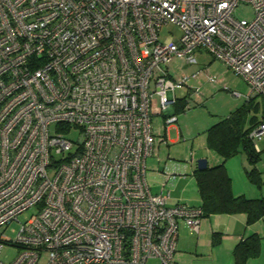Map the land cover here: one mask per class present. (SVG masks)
I'll return each instance as SVG.
<instances>
[{
  "label": "built area",
  "instance_id": "obj_1",
  "mask_svg": "<svg viewBox=\"0 0 264 264\" xmlns=\"http://www.w3.org/2000/svg\"><path fill=\"white\" fill-rule=\"evenodd\" d=\"M243 2L251 20L234 17ZM171 22L179 35L160 41ZM197 50L264 99V0H0V229L35 209L0 234V252L18 248L0 264H177L178 227L197 233L203 211L152 192L146 160L174 90L217 82L206 66L174 73Z\"/></svg>",
  "mask_w": 264,
  "mask_h": 264
},
{
  "label": "rangeland",
  "instance_id": "obj_2",
  "mask_svg": "<svg viewBox=\"0 0 264 264\" xmlns=\"http://www.w3.org/2000/svg\"><path fill=\"white\" fill-rule=\"evenodd\" d=\"M233 14L236 18L247 20H251L254 16L251 5L244 2L236 6ZM179 31V28L175 24H172V22L168 23L166 25H163L160 29V32H158L159 39L162 42L173 40L176 36L179 35ZM195 54L196 55L194 56H196L197 59V63L195 64H187L184 63L183 60H174L172 63L174 73H190L195 70L202 69L205 66L210 67L211 64H214L212 68L216 70L217 63L220 64L219 70L223 69V67H221L223 66L221 65L222 62L214 59L207 52L197 50ZM210 70L213 73H217L212 69ZM231 74L229 73L226 78L228 85L227 87H222L221 85H212L211 83L204 80V75H200L197 79L190 80V88L183 85L174 90L173 94L179 100L178 102L188 100L189 105L192 104V106L190 107V109H185L177 112L178 121L176 122L175 126L179 128L178 131H180L181 134L176 136V142H168V145H161L159 148L158 155L161 159V170L164 166V162H172L175 165L173 166L174 168L170 169L165 167L164 171L166 173L168 172L177 174V176L180 174L181 176H183V174H185V176L189 177L190 179L191 174L189 172L190 170H188L190 167V153L192 151L194 152L192 161L193 165H195L196 160L198 158H201V156L203 155L202 153L204 152L203 147L199 146L203 137H201V140L198 138L200 131H202L199 127L202 124L207 125L208 123H212L211 121L213 119L214 122L217 121L221 117L220 115H227L228 113L233 111L237 105H240L243 101L248 100L246 98V94L248 92L247 85L242 79H240V77L234 76L233 73ZM234 91H237L238 93H240V95H234ZM195 92L199 94L202 93V95H200L201 99L197 94H195ZM194 100L195 103L193 102ZM254 100L261 101L262 98L260 96H256ZM154 107L155 109L157 108L156 106ZM251 113L253 112H250L249 115ZM256 114L258 115L260 113L257 112ZM161 118L162 116L160 114H155L151 117L154 131L160 128V125L162 124ZM79 133L80 132L77 128H72L67 135L72 140H78ZM169 137H175V132L173 130H171ZM194 138L195 140H193ZM255 142L258 147L257 151L259 152L257 153L258 160L253 165L249 164V161L247 160V154L243 152V150L239 151V153L226 160L224 165L226 166L227 172L229 174L228 176L231 178L235 189L245 190L248 187L252 190H255V195H259L258 197H264V137L256 139ZM157 163L158 161L156 159V156L154 155L152 157L150 156L146 160V180L148 181L152 192L157 191L156 189L159 187L160 183V180H158V177H156L155 175L154 167L157 166ZM254 167L256 170H259L258 176H260L261 178L260 187H257V185H252L246 176V173ZM173 183L174 180H170L166 188H164V191L169 190V188L172 187ZM188 189H190V187H188ZM32 212L34 213L35 209L31 208L26 212L21 213L18 216L19 222L13 221L6 228H1L0 234H3L8 238H14L20 224L27 220ZM256 222L254 226L256 231H258V237H260L259 252L255 256L245 260V264H264V218H261ZM213 236L214 235L210 236L209 242L203 243V247L200 251H203L205 253L202 255L199 254V250H197L195 246V242L197 240V236L195 235V233L191 234L188 231L185 238L180 235L177 242V247L182 249L183 245V249L185 248L184 251L187 253L184 256V259H181L180 257L179 259L177 258L178 253L175 252V261L177 262V264H233L232 251L228 252V250L222 249L224 245H222L221 248L218 249L220 251L219 254L214 260H212L211 254H208L209 251H207V248L213 243ZM212 246L217 247L219 246V243L212 244ZM17 251L18 248L16 246H5L0 252V259L2 261H9L11 257H13L17 253ZM153 263H155V261L153 260L148 262V264Z\"/></svg>",
  "mask_w": 264,
  "mask_h": 264
},
{
  "label": "trees",
  "instance_id": "obj_3",
  "mask_svg": "<svg viewBox=\"0 0 264 264\" xmlns=\"http://www.w3.org/2000/svg\"><path fill=\"white\" fill-rule=\"evenodd\" d=\"M256 96L242 102L229 114L211 125L206 130V145L209 150L220 156L222 161L212 167L194 171V179L201 199L203 216L210 214L244 213L246 225H251L264 218V198H250L243 194L234 195L232 180L228 176L226 160L243 150L247 154L249 164L258 160L254 144L248 138V132L264 119V99L255 101ZM179 101V100H178ZM176 101L174 111L183 110L185 101ZM176 106V109H175ZM261 108V110H260ZM250 112H253L249 115ZM259 112L260 114H256ZM258 170L252 168L246 173L248 180L260 187ZM215 238V234L213 236ZM213 239V238H212ZM216 244L215 239L213 243ZM260 237L251 233L234 246L232 250L233 264H245V260L259 252Z\"/></svg>",
  "mask_w": 264,
  "mask_h": 264
},
{
  "label": "crops",
  "instance_id": "obj_4",
  "mask_svg": "<svg viewBox=\"0 0 264 264\" xmlns=\"http://www.w3.org/2000/svg\"><path fill=\"white\" fill-rule=\"evenodd\" d=\"M216 65H217L216 70L214 68H212L214 66V64H211L210 67L206 66L208 72L211 75H213L214 77H216V80H217L216 83H211V84L212 85H221L222 87H227L228 85H227V79L226 78H227V75L229 73L231 74V72L226 67H224L225 65L223 63L221 64V65H223V66H221V67H223L222 70H219L220 69L219 63H217ZM210 69L214 70L217 73L211 72ZM205 81H207V80H205ZM200 95H202V93H200ZM200 95H198V97L201 99ZM247 99H249V98H247ZM193 102L195 103V100ZM188 105H189V103H188ZM240 105H237L236 108ZM191 106H192V104L189 105L188 108H186V110L190 109ZM175 109H176V107H175ZM179 111H182V110H179ZM179 111H177V112H179ZM177 112H175L176 120L173 123L166 126V128H165L164 123H163V119H162L163 116L160 113H154L153 114V115L160 114L162 116V118H161L162 124L160 125V128L158 130L154 131V128H153L152 131H154L155 135H158V136L163 135L164 139H165V141L163 143L157 142V144H156L157 152H156V155L154 154V156H156V159L158 161L157 166L154 167L155 168V175H156V177H158V180H160L159 187L156 190L159 191L161 189L166 188V186L168 185L170 180H172V181L174 180L172 187L169 188V190H168L171 194L170 202L181 200V201H184L185 203H188L189 205L200 206L201 205V203H200L201 199H200V196H199V193L197 190V185H196L195 179L193 178L194 177V171L197 169L195 166L196 163H195V165H193V161H192L193 160V153H194L193 151L190 153L191 154V156H190L191 160H189L190 167L188 169V170H190L189 172L191 174L190 179H189V177H186L185 174H183V176H181V174L177 176V174L168 173V172L166 173L164 171L165 167L170 168V169L174 168L173 166H175V165L172 162H167V161L164 162V166L162 167V170L160 169L161 159L159 158V155H158L160 146L161 145H168V142L175 143L177 140L176 136L181 134V132L178 131L179 128L177 126H175L176 122L178 121ZM220 116L221 117L217 121H219L221 118H223L225 116V114L220 115ZM213 120L211 121L212 123H208L207 125L202 124L199 127L202 131H200V133L198 135V138L200 140H201V137L203 136L199 146L200 147L202 146L204 149L202 156L207 159V166H209V167L215 166L216 164H219L222 161V159L220 158L219 155H217L212 150H209L207 148L206 141H205L207 128H209L211 125H213L214 123L217 122V121L214 122ZM171 130H173L175 132V137H172V138L169 137ZM183 130H184V128H183ZM193 140H195V138ZM252 143L254 144L255 151H257L258 147H257L256 142L252 141ZM251 184L255 185L253 183H251ZM188 187H190V189H188ZM231 189H232V192L234 195L243 194V195L250 197V198H257L259 196V195H255V192H254L255 190H252L251 188H248V187L245 190L244 189L243 190L235 189L233 182H232V188ZM262 198H264V197H262ZM254 225H255V223H253L251 225H246V215L244 213L210 214L208 216H203L201 223H200V226H199L200 227L199 231L197 233H195V235L197 236L196 237L197 240L195 242L196 249L199 250L198 251L199 254L203 255L205 252L200 251L201 248L203 247V243L209 242L210 236L215 234V238H213V239H215L216 244L219 243V246L213 247L211 244L210 246L208 245L209 247L207 248L208 249L207 251H209L208 254L209 255L211 254V258H212V260H214L220 252L218 249H220L222 245H224L222 249L228 250V252H229V251H232L231 249L234 248V246L239 242V240L241 238H244L245 236H248L251 233L258 234V231H256ZM178 228H179L178 239H179L180 235H182L183 238H185L186 234L189 230L187 228H185L183 224H180V226ZM189 233H191V232L189 231ZM191 234H193V233H191ZM178 239H176L177 242H178ZM182 249H183V245H182ZM182 249L178 248L177 244H176V251H174V253L175 252L178 253L177 258H179V257L181 259L185 258L184 256L186 255L187 252L184 251L185 248L183 250ZM183 253H185V254H183Z\"/></svg>",
  "mask_w": 264,
  "mask_h": 264
},
{
  "label": "water",
  "instance_id": "obj_5",
  "mask_svg": "<svg viewBox=\"0 0 264 264\" xmlns=\"http://www.w3.org/2000/svg\"><path fill=\"white\" fill-rule=\"evenodd\" d=\"M195 166L198 170H203L207 168V159L201 156V158L197 159Z\"/></svg>",
  "mask_w": 264,
  "mask_h": 264
}]
</instances>
